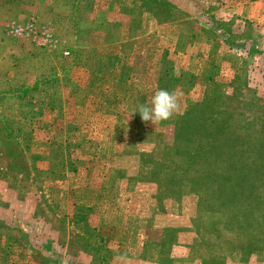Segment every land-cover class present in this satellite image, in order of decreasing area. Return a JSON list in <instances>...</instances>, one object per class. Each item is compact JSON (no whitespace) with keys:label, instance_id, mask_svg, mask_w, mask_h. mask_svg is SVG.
<instances>
[{"label":"rangeland","instance_id":"1","mask_svg":"<svg viewBox=\"0 0 264 264\" xmlns=\"http://www.w3.org/2000/svg\"><path fill=\"white\" fill-rule=\"evenodd\" d=\"M0 184V264H264V0H0Z\"/></svg>","mask_w":264,"mask_h":264},{"label":"clouds","instance_id":"2","mask_svg":"<svg viewBox=\"0 0 264 264\" xmlns=\"http://www.w3.org/2000/svg\"><path fill=\"white\" fill-rule=\"evenodd\" d=\"M182 92L178 89L169 91L163 88L154 90L148 103H141L137 109L144 122H151L156 125L171 118L180 112V100Z\"/></svg>","mask_w":264,"mask_h":264},{"label":"crops","instance_id":"3","mask_svg":"<svg viewBox=\"0 0 264 264\" xmlns=\"http://www.w3.org/2000/svg\"><path fill=\"white\" fill-rule=\"evenodd\" d=\"M0 187H3V188H5V191H0L1 192V197L4 195V193L7 191V189H8V186H6V187H4V186H2L1 184H0ZM0 189H2V188H0ZM4 190V189H3ZM1 207V206H0ZM2 208V207H1ZM1 217V216H0ZM1 219V218H0Z\"/></svg>","mask_w":264,"mask_h":264}]
</instances>
